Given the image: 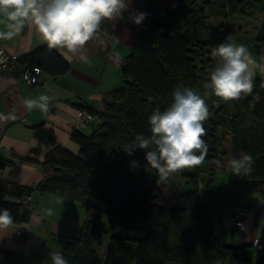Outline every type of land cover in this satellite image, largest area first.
Wrapping results in <instances>:
<instances>
[{"label": "trees", "instance_id": "trees-1", "mask_svg": "<svg viewBox=\"0 0 264 264\" xmlns=\"http://www.w3.org/2000/svg\"><path fill=\"white\" fill-rule=\"evenodd\" d=\"M158 13V0H147V13L135 25V37L121 73L123 84L114 88L101 111L89 110L100 121L87 135L74 130L77 154L54 146L43 157L47 173L34 187L0 178V209H8L12 222L25 223L39 211L20 199L34 191L78 200L85 217L75 234L65 236L58 253L68 264H100L97 246L107 243L104 264H211L228 260L250 264L243 245L219 241L211 219L212 171L202 165L176 172L161 182L147 165L144 151L133 156L123 151L139 133L150 135L148 117L171 102L177 85L204 97L210 116L204 122L208 144L205 161L250 154L255 163L242 179H258L264 198V87L253 78V90L236 101H223L205 89L215 66L211 51L236 31L228 21L260 15L253 45L264 48V0H180ZM105 22V21H104ZM103 22V23H104ZM102 23V25H103ZM101 25V26H102ZM50 74L65 72L68 63L47 45L19 57ZM90 122V121H89ZM228 137L229 153L221 149ZM33 161L32 158H23ZM138 161L136 167L131 161ZM0 160V168L9 163ZM207 172L206 179L201 174ZM202 184L207 201H201ZM10 198L11 200H7ZM4 264V263H0ZM52 264V262L50 263Z\"/></svg>", "mask_w": 264, "mask_h": 264}, {"label": "crops", "instance_id": "crops-1", "mask_svg": "<svg viewBox=\"0 0 264 264\" xmlns=\"http://www.w3.org/2000/svg\"><path fill=\"white\" fill-rule=\"evenodd\" d=\"M146 1L128 0L129 11L115 20H105L97 37L84 48L86 60H81L79 53L55 49L68 63L65 72L53 75L42 70L35 83L28 85L19 75L27 64L18 61L14 73L0 75V114L5 117L0 119V160L10 161L0 168L1 179L34 187L48 171L45 172L41 161L51 148L58 145L77 154L78 145L71 140V133L77 130L87 135L100 119L94 115L90 122L74 123L76 114L80 110L101 111L112 90L122 86L121 69L135 37V24L129 17L133 10L142 12ZM261 21L260 15L235 16L228 25L236 31L231 35L234 41L247 46L255 61L250 65L253 78H259L264 87V48L255 47L251 41ZM8 23L0 16V31H8ZM43 45L47 43L34 24H25L12 39H0V46L16 57ZM217 63L216 59L215 65ZM42 95L50 98L46 111L40 107L30 110L26 107V100L39 103ZM10 113L15 119L9 117ZM226 151L228 155L229 150ZM25 157L33 161L23 160ZM205 168L213 173L210 214L219 241L243 245L250 264H264V248L253 244L255 238L264 237V198L259 180L242 179L232 174L226 156L210 160ZM201 177L206 179L207 172ZM199 187L200 198L207 199L202 184ZM31 206L39 212L32 213L27 222H12L6 228L0 227V263L50 264L49 254L59 252L63 238L75 234L85 217L81 203L69 196L34 191ZM238 209L246 211L242 227L234 226V213ZM19 231L23 236L18 235ZM107 246L106 242L97 246L100 264H104ZM211 264L235 263L226 259Z\"/></svg>", "mask_w": 264, "mask_h": 264}, {"label": "clouds", "instance_id": "clouds-1", "mask_svg": "<svg viewBox=\"0 0 264 264\" xmlns=\"http://www.w3.org/2000/svg\"><path fill=\"white\" fill-rule=\"evenodd\" d=\"M128 0H0V16L6 18L8 31H0V39H12L25 24H34L46 41L49 49H65L69 53H79L86 60L84 48L97 37L105 20H115L129 11ZM147 13L132 11L130 20L140 25ZM218 63L210 71V81L204 84L211 94L221 100H240L253 90L254 65L246 45L237 44L229 35L225 42L211 51ZM172 102L163 110L153 109L148 117L150 135L139 133L134 140L123 146L128 156L143 150L147 165L155 169L161 182L183 169L202 165L207 157L208 144L204 122L209 118V106L203 96L190 87L177 85L172 93ZM49 97L42 95L39 103L26 100L30 110L40 107L47 110ZM15 119L13 114H9ZM0 119H5L0 114ZM136 167L138 161H131ZM220 164L219 161H217ZM228 163L236 176H246L255 163L253 157L241 151L239 157H232ZM223 166V165H221ZM12 223L8 209H0V227ZM52 264H68L67 259L58 252L50 253Z\"/></svg>", "mask_w": 264, "mask_h": 264}, {"label": "built area", "instance_id": "built-area-1", "mask_svg": "<svg viewBox=\"0 0 264 264\" xmlns=\"http://www.w3.org/2000/svg\"><path fill=\"white\" fill-rule=\"evenodd\" d=\"M18 64L17 57L7 52L2 46H0V75L4 72H15ZM41 68L37 65H24L19 72V75L23 78L24 82L28 85L35 83L36 77L41 73ZM93 114L88 111L80 110L76 114V120L74 123L89 122L93 119ZM72 123V125H74ZM22 204H30L31 196L27 195L20 199ZM246 211L238 209L234 213V226L242 227L245 222ZM19 236H23L22 232H18ZM253 244L263 249L264 248V237L255 238Z\"/></svg>", "mask_w": 264, "mask_h": 264}, {"label": "rangeland", "instance_id": "rangeland-1", "mask_svg": "<svg viewBox=\"0 0 264 264\" xmlns=\"http://www.w3.org/2000/svg\"><path fill=\"white\" fill-rule=\"evenodd\" d=\"M180 3H181L180 0H158V2L155 5V8H156V11L161 14V13H164L168 7H170L172 5L177 6ZM228 147H229V140L227 137L225 140L222 141L221 149L226 151L228 149ZM208 163H209V161H204L203 166L207 167ZM177 175H178L177 173H174L171 176L173 179L177 180L178 186L180 188L181 183H182V179H180L179 176L176 177ZM201 201L205 202V201H207V199L206 198L201 199Z\"/></svg>", "mask_w": 264, "mask_h": 264}]
</instances>
